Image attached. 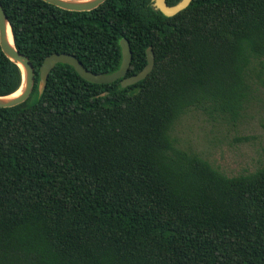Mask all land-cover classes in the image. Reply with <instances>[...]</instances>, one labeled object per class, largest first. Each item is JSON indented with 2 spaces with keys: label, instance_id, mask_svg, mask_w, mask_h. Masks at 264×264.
<instances>
[{
  "label": "trees",
  "instance_id": "trees-1",
  "mask_svg": "<svg viewBox=\"0 0 264 264\" xmlns=\"http://www.w3.org/2000/svg\"><path fill=\"white\" fill-rule=\"evenodd\" d=\"M151 2L0 0L35 70L28 98L0 107V264H264V165L227 175L172 134L191 110L238 120L264 87V0H191L172 16ZM121 37L126 76L152 48L143 79L92 83L56 63L39 94L45 56L110 73ZM21 80L0 47V95Z\"/></svg>",
  "mask_w": 264,
  "mask_h": 264
},
{
  "label": "rangeland",
  "instance_id": "rangeland-1",
  "mask_svg": "<svg viewBox=\"0 0 264 264\" xmlns=\"http://www.w3.org/2000/svg\"><path fill=\"white\" fill-rule=\"evenodd\" d=\"M172 134L178 146L200 153L227 175L264 165V87L238 120L191 110L176 122Z\"/></svg>",
  "mask_w": 264,
  "mask_h": 264
},
{
  "label": "water",
  "instance_id": "water-1",
  "mask_svg": "<svg viewBox=\"0 0 264 264\" xmlns=\"http://www.w3.org/2000/svg\"><path fill=\"white\" fill-rule=\"evenodd\" d=\"M55 6L67 10L85 11L96 8L104 0H44ZM191 0H179L175 4L169 5L166 0H152L151 5L155 10H159L165 16H172L188 6ZM8 31L10 32L11 42L9 41ZM121 60L117 69L110 73H97L87 69L81 61L71 53L53 52L43 59L39 66L38 92L39 94L45 88L46 81L50 70L56 63H66L71 65L75 71L85 80L92 83H109L120 79V85L125 87L143 79L154 66V53L150 46L145 50L146 63L138 72L126 76L132 52L129 41L125 37L119 39ZM0 47L4 54L15 64L21 71V84L14 92L0 95V107H10L25 101L32 91L34 84L35 70L28 57L20 53L14 45L11 27L7 15L0 3ZM19 90L18 93H16Z\"/></svg>",
  "mask_w": 264,
  "mask_h": 264
},
{
  "label": "bare ground",
  "instance_id": "bare-ground-1",
  "mask_svg": "<svg viewBox=\"0 0 264 264\" xmlns=\"http://www.w3.org/2000/svg\"><path fill=\"white\" fill-rule=\"evenodd\" d=\"M8 37H9V41L11 42V36H10V32L8 31ZM19 92V90L16 92V93H18Z\"/></svg>",
  "mask_w": 264,
  "mask_h": 264
}]
</instances>
